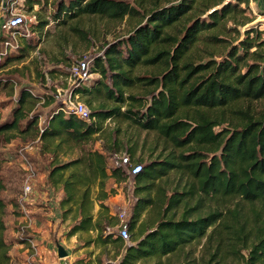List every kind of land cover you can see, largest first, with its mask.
<instances>
[{
	"label": "trees",
	"instance_id": "trees-1",
	"mask_svg": "<svg viewBox=\"0 0 264 264\" xmlns=\"http://www.w3.org/2000/svg\"><path fill=\"white\" fill-rule=\"evenodd\" d=\"M127 1L68 0L60 3L53 18L59 25L84 17L136 22L143 0ZM226 1L161 4L155 0L154 8L142 15L128 38L112 44L104 56L93 57L91 72L110 79L112 86L105 80H90L76 89L91 107L90 122L59 114L42 130L39 117L29 119L26 111L36 98L23 92L12 120L0 123V140L12 132H36L43 153L55 155L68 144H92L111 119L155 132L179 151L163 159L155 157L154 150L145 157L142 152L138 156L137 146L127 149L132 162L143 165L134 179L138 202L129 220L132 244L107 234L117 225L106 204L117 191L109 189L108 183L121 186L129 179L126 172L108 167V152L121 148L117 140L108 149L84 150L80 157L54 166L47 181L64 193L61 217L71 225L68 238L97 233L89 243L111 242L116 253L125 250L119 264H264V40L262 32L249 28L240 47L221 58L227 48L222 47L226 42L220 28L226 29L229 21L246 27L255 20L244 16L251 0ZM211 10L209 22L202 20ZM232 31L239 34L235 28ZM0 42H5L2 35ZM139 67L161 72L133 76ZM135 88H151L150 99L127 94ZM101 98L104 101L96 106ZM105 99L114 105L108 108ZM254 104L261 105L257 112ZM226 124L229 128L216 131ZM14 137L8 136L7 142ZM1 171L0 161V195L5 188ZM172 175L186 177L187 183L168 195ZM207 200L223 203L224 209L207 211ZM5 211L0 198V264H11L9 253L15 244L5 238ZM198 247L202 248L199 257Z\"/></svg>",
	"mask_w": 264,
	"mask_h": 264
},
{
	"label": "rangeland",
	"instance_id": "rangeland-1",
	"mask_svg": "<svg viewBox=\"0 0 264 264\" xmlns=\"http://www.w3.org/2000/svg\"><path fill=\"white\" fill-rule=\"evenodd\" d=\"M65 1L67 2L68 0H2L0 5V35L4 36L5 42L14 44V48H6L5 42H0V123L12 120L14 111L19 106L20 96L25 92L36 98L34 100L31 99L26 105L28 118L39 117V128L42 130L46 129L55 116L61 96H64L65 92L70 88L68 77L72 65L85 57L92 60L93 57L104 56L105 51L112 44L122 42L129 37L134 26L142 19V15H146L148 10L154 8L156 3L155 0H143V7L139 9L141 18L139 17L136 22L130 19L113 21L101 17H84L72 21L68 20L64 25H59L53 16L58 12L60 3ZM175 1L161 0V4L174 3ZM127 2L135 4V0H128ZM229 2L237 3L235 0L226 1V3ZM30 7H33V9L30 10ZM221 8L222 6H219L216 9L220 10ZM241 8L244 9L245 5H241ZM213 11L211 10L203 15L201 19L209 22L208 16ZM246 12L244 16L255 19L248 26L240 27L238 24L229 21L226 29L222 27L220 30L219 28L214 30L216 33L218 30L223 32L222 38L226 42L222 45V47L227 48L223 52L224 56L221 57L222 59L227 58L234 47H240V42L245 38V31L249 28L262 32L264 40V0H251L250 7ZM12 13L29 17L30 37L25 36V38H22L23 34H17L13 37L11 34L3 32L2 26L6 24ZM237 21H240L239 17ZM234 28L238 30L239 34L236 31H232ZM175 34H179V32L175 31ZM28 39H30V42H26ZM209 47L208 45L206 49H209ZM91 69L95 70L94 62L91 63ZM160 72L161 69L139 67L134 71L133 76H154ZM94 80L103 81L105 79H102L99 73H92L91 81ZM105 81L109 86H112L110 79ZM150 90L151 88H135L129 90L127 94L145 97L146 100H149L150 97L147 96ZM52 99L53 101H51ZM82 101L91 108L86 100L83 99ZM103 101L104 98H101L95 105L97 106L99 102ZM105 103L108 108L114 105L113 102H108L106 99ZM259 106L261 105L254 104L253 110L257 112ZM213 113L216 114L215 112ZM217 114L220 113L218 112ZM226 115L230 116V113L227 112ZM27 122L28 119L22 122V129L26 127ZM103 127L104 131L96 137L92 144L80 146L68 144L64 146L63 151L58 155L49 152L43 153V144L42 142L39 143V138H36V132L28 135H19L17 132H12L0 140L1 176L5 186L0 198L6 205L4 221L7 231L5 238L9 244L13 246L20 243L16 218L20 215L21 204L19 200L25 182L23 159L20 153L25 146H34V151L30 152L28 157L39 174L33 186L34 193L30 198L32 205L26 206H35L36 208L33 207L34 212L42 211L46 213L47 217L50 216L52 219H55L56 213L59 214V212L62 216L60 202L64 197V193L59 188L55 190L48 184L49 173L54 166L80 157L84 150L91 148L95 150L108 149L117 140L121 148L116 150V152H127L129 147L137 146L141 150L138 156L146 153L144 156L147 157V153L152 150L155 151V157L159 156L163 159L171 154L174 156L179 155V151L175 150L170 143L166 142L155 132H142L117 119L107 120L104 122ZM223 128L229 127L226 124L221 128H217L216 131L220 132ZM11 135L15 137L8 143L7 138ZM111 153H113L112 150L108 152V162L109 154ZM170 180L169 186H167L168 195L172 194V189L177 185L184 186L187 183L186 177L181 179L175 175H172ZM160 184L164 185L162 182ZM108 188L117 191V194L106 202L113 215L118 218L119 215L126 212L127 218L130 220L134 207L138 202L133 183L130 181L127 184L118 186L113 181H110ZM153 195L155 196V194ZM204 204L207 211L224 209V204L221 202L217 203L216 201L207 200ZM181 213L182 208L177 211V218H179ZM144 220H146V215ZM59 225L60 232L63 233L67 240H70L66 234L71 225L63 223L62 217ZM109 229V233L115 232L113 227ZM96 236L97 233H92L91 235L92 238ZM91 237L81 234L78 235L77 241L78 243L80 241H88ZM128 244H132V242L129 241ZM196 252L198 257L201 256L202 248L198 247ZM9 255L12 258L11 264H13V257H17L14 255L12 257L11 252ZM106 257L115 256L109 251Z\"/></svg>",
	"mask_w": 264,
	"mask_h": 264
},
{
	"label": "built area",
	"instance_id": "built-area-1",
	"mask_svg": "<svg viewBox=\"0 0 264 264\" xmlns=\"http://www.w3.org/2000/svg\"><path fill=\"white\" fill-rule=\"evenodd\" d=\"M2 30L4 33H9L13 37L17 34H23L22 38H25V36L30 37L29 17L22 14L12 13L8 18L6 24L2 26ZM5 45L6 48H14V44H12L11 42H5ZM92 62L93 61L90 58L85 57L83 60H79L72 65L68 77L70 88L67 92H65L64 96H61L55 115L61 114L65 118L76 117L83 121H91L90 108L82 101L80 95L77 94L76 89L85 86L91 80ZM40 142L41 140L39 138V143ZM34 149V146L29 145L25 146L20 152L23 159L25 182L22 188L19 203L21 204V208L25 213V216L27 218L26 222L28 224H26L25 226H20L18 235L19 242L26 241V243H29L31 245L33 256L37 257L40 254L39 245L34 241L32 237H30V235H28L30 217L25 210L26 205L31 198V195L34 193L33 186L39 177L35 165L28 157L29 153L33 152ZM108 167L111 170H122L126 172L129 175V179L125 184L131 181L133 183V186H135L134 179L136 178V176L141 174L143 170V165L139 163H133L130 155L127 152H113L109 154ZM113 228L115 232L110 233L115 234L116 237L121 238L126 244H128L131 239V233L126 212L118 216L117 225ZM108 233L109 232H107V234Z\"/></svg>",
	"mask_w": 264,
	"mask_h": 264
},
{
	"label": "crops",
	"instance_id": "crops-1",
	"mask_svg": "<svg viewBox=\"0 0 264 264\" xmlns=\"http://www.w3.org/2000/svg\"><path fill=\"white\" fill-rule=\"evenodd\" d=\"M31 203L30 199L27 205H32ZM33 207L35 206H26L25 208L30 217L28 235L39 245L40 254L34 257L29 243L15 244L10 251L12 257L13 255L17 257H13V264H119L125 253L124 249L119 250L115 254L116 249L111 242L107 245L96 242L89 243V241H80L78 243V236L67 240L63 233L60 232V212L59 214L56 213L55 219H52L50 216L47 217L46 213L42 211L38 213L34 212ZM19 210L20 215L16 218L18 231L21 225L25 226L28 224L24 211L22 208ZM98 211L99 207L96 205L95 213ZM73 238H75V240H73ZM59 244L65 248L68 257L64 259L58 257L57 246ZM109 251L115 257H106Z\"/></svg>",
	"mask_w": 264,
	"mask_h": 264
},
{
	"label": "water",
	"instance_id": "water-1",
	"mask_svg": "<svg viewBox=\"0 0 264 264\" xmlns=\"http://www.w3.org/2000/svg\"><path fill=\"white\" fill-rule=\"evenodd\" d=\"M57 247H58V257L60 259H64V258L68 257V253L63 246L58 245Z\"/></svg>",
	"mask_w": 264,
	"mask_h": 264
}]
</instances>
